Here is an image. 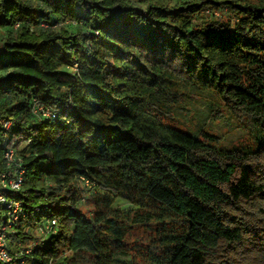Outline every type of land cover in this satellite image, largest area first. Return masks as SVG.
I'll return each instance as SVG.
<instances>
[{
	"label": "trees",
	"instance_id": "16d2710c",
	"mask_svg": "<svg viewBox=\"0 0 264 264\" xmlns=\"http://www.w3.org/2000/svg\"><path fill=\"white\" fill-rule=\"evenodd\" d=\"M133 2L0 0V190L22 204L9 251L33 243L1 264H230L248 244L264 264V0ZM200 95L215 116L171 126ZM208 124L248 141L225 147Z\"/></svg>",
	"mask_w": 264,
	"mask_h": 264
},
{
	"label": "rangeland",
	"instance_id": "374dc122",
	"mask_svg": "<svg viewBox=\"0 0 264 264\" xmlns=\"http://www.w3.org/2000/svg\"><path fill=\"white\" fill-rule=\"evenodd\" d=\"M133 5H135L138 8L141 9H146L147 6L150 3H157V2H162L164 4H169V5H174L175 2L177 0H133ZM205 17L208 18H227L228 17V12L226 11V9H224L223 7H215L212 9H206V11L203 14ZM74 25L71 24V22H64V23H60L56 26V28H54L55 31L59 32L62 29L64 30H68L71 31L73 30ZM6 32L2 29H0V44L3 42L4 38H3V34H5ZM207 97L205 95H200V96H193L191 98V101L186 102L184 104V107H186V109L188 110V112H181L179 115H175L174 114V118L173 120H170V124L171 126L180 129L182 131L185 132H191L192 129H196L200 124L199 121L196 119H193L192 117L194 116L195 112H202L203 114H208V118L215 116L216 114V107L213 109V111H211L209 113V111L207 110ZM205 112V113H204ZM209 125V124H208ZM206 125L208 131H210L211 133L214 134H218L223 138L224 141V146L225 147H231V146H238L243 142L248 141L247 135H244V133L242 131H232L231 128H229L226 125H214V126H208ZM26 147L27 145H23L19 151L24 152L26 151ZM78 188H80L82 191L84 190L86 195H89L91 192V187L87 186L85 183L83 182H78L77 183ZM87 203L83 204V210L84 212H87L90 207L87 206ZM114 208H121L124 211H128V210H136V207L128 204L125 201L122 200H118L116 202V204L114 205ZM251 211V210H250ZM257 214V216L261 215L259 210H255V213ZM32 233L31 236L34 235L35 241L34 244H36L37 246L42 245L45 240L46 243L50 242V236L49 237H45V235H39L37 233V231L35 230L34 233L32 231H30V234ZM260 234V232H259ZM142 236V234L138 235V237ZM255 238V237H254ZM251 243V241H249ZM13 243V238H9V245L11 247L14 248ZM16 245L18 244L17 242H15ZM33 243H29V244H19L21 245L22 248H28L32 245ZM250 244H248L247 248H240V250L238 252H234L233 250L231 251V253H229L227 255V258L230 259V264H251V262L249 261L248 256L252 253L255 255H259L257 253V248H253L251 245L249 247ZM15 249V248H14ZM226 255V254H224ZM77 262L80 263V259H76ZM26 264H30V262H26ZM56 264H75L73 262V256L69 253H67L64 257H62L58 262H56Z\"/></svg>",
	"mask_w": 264,
	"mask_h": 264
},
{
	"label": "built area",
	"instance_id": "2783aa9c",
	"mask_svg": "<svg viewBox=\"0 0 264 264\" xmlns=\"http://www.w3.org/2000/svg\"><path fill=\"white\" fill-rule=\"evenodd\" d=\"M39 112H42L45 116H49V112H45L43 108L36 107L35 113ZM3 124L6 130H10L13 126V122H4ZM16 157V153L13 149H9L5 152V158L8 164L14 162L16 160ZM21 181L22 178L19 177L17 180H11L8 183L6 175H4L1 184L3 188H7L9 186L13 191H19L21 188ZM7 194L8 193L6 190H0V212H7L8 217L7 219H5V221L0 220V264L12 263L14 260H18V258L22 259L25 254L28 255L31 253L30 248L33 246L32 244L30 247L26 248L27 250L24 249L19 251L15 256L9 251V238L14 232V223L21 219V217L23 216L21 215L22 204L18 201L9 200L7 198ZM54 223L55 221H48L44 224L39 225L36 229L37 233L44 236L46 232L50 230L51 226L54 225ZM23 263V261L20 262V264Z\"/></svg>",
	"mask_w": 264,
	"mask_h": 264
}]
</instances>
